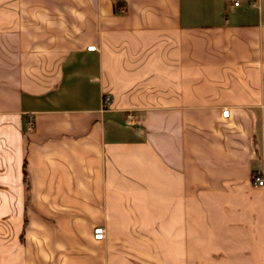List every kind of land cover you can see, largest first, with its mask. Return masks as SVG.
<instances>
[{"label": "crops", "instance_id": "obj_1", "mask_svg": "<svg viewBox=\"0 0 264 264\" xmlns=\"http://www.w3.org/2000/svg\"><path fill=\"white\" fill-rule=\"evenodd\" d=\"M252 173L264 0H0V264H264Z\"/></svg>", "mask_w": 264, "mask_h": 264}, {"label": "built area", "instance_id": "obj_2", "mask_svg": "<svg viewBox=\"0 0 264 264\" xmlns=\"http://www.w3.org/2000/svg\"><path fill=\"white\" fill-rule=\"evenodd\" d=\"M229 1H230V3L232 5L238 6L242 0H229ZM87 49L88 50H94L95 49V46L94 45H90V46L87 47ZM109 101H110V96L108 94L104 95L103 102L105 104H108ZM228 113H229L228 109H224L222 111V115L225 116V117L228 116ZM30 125H31V123H30ZM252 180L257 185H264V177L259 176L257 173H252ZM104 236H105V229H104V227L99 226V227L94 228V230H93V237L95 239H103Z\"/></svg>", "mask_w": 264, "mask_h": 264}, {"label": "trees", "instance_id": "obj_3", "mask_svg": "<svg viewBox=\"0 0 264 264\" xmlns=\"http://www.w3.org/2000/svg\"><path fill=\"white\" fill-rule=\"evenodd\" d=\"M24 173H25V165H24Z\"/></svg>", "mask_w": 264, "mask_h": 264}]
</instances>
